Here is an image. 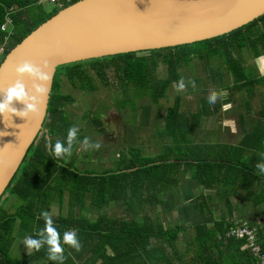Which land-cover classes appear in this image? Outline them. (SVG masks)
Listing matches in <instances>:
<instances>
[{"label": "trees", "instance_id": "trees-1", "mask_svg": "<svg viewBox=\"0 0 264 264\" xmlns=\"http://www.w3.org/2000/svg\"><path fill=\"white\" fill-rule=\"evenodd\" d=\"M78 1L81 0H63L61 7L55 6L48 11L39 3V0H0V46H5V56L51 17ZM7 17L12 19L13 34L10 36L1 30ZM7 37L8 40H6ZM247 50L255 58L264 55V16L227 35L191 45L122 54L58 67L53 80L44 134L41 136L43 139L33 145L8 191L9 199L10 196L17 197L22 204L11 210L5 207L0 208V264H35L40 259H48L47 246L38 252L32 251L28 258L14 255L13 248L16 242L19 239L23 240L25 236L37 238V233L45 226V221L40 216L41 212L51 213L55 203H58L57 205L61 208L66 195H70V214L67 217L62 215L53 217L54 226L60 233L61 241L65 231L75 229L78 230L77 236L83 237L86 236V232L82 234V230H94L91 231V237L99 240V243L93 245L100 244L94 249V253L101 254L102 250H105V247H102L103 236L96 234L95 230L102 228L103 217L97 222H92L82 214L74 216L75 207L86 206L90 199L93 208H102L104 204L115 200L116 198L109 199V195L118 193L120 178H126L132 183L140 175L147 176L149 188H155L158 192L159 184L172 183L179 169L180 158L171 161L172 155L181 156L180 151L178 149L175 151L173 146L168 150L165 147L163 153L157 157L146 156L141 149L133 150L131 164L128 166L129 173L124 172L122 175L112 173L92 177L81 174L73 168L77 160L74 148L71 157L64 159L52 157L45 148L46 141L50 140L54 145L57 140H61L66 145L68 129L74 126L68 119L67 108L76 103V99L71 94L63 92L64 80H68L74 91L83 94L98 92L103 86L112 87V80H115L120 85L117 88L140 87L146 92L145 97L151 98L154 103H159L161 99L166 98L168 90L178 85L183 79L181 71L190 68L196 59L209 66L212 61L220 60L226 65L228 73L234 77V83L230 87L235 86V90L238 91L241 88H249L253 81L243 63ZM4 59L5 57L1 63ZM162 72L164 75L161 77ZM111 73L114 74V79ZM220 83H224L222 88H228L224 80ZM257 83L260 86L264 85V78H259ZM180 100L181 97H176V103L168 109V122L165 129L173 139H177V130L180 128L191 130L197 128L190 124L196 122V119L185 122L179 119V114L183 113L180 111ZM199 111L209 113L205 105L203 110ZM89 116L88 114L86 120L91 119ZM93 120L98 129H104L102 117ZM164 132H159V140L163 138L162 135H166ZM196 146L193 140L187 145L189 152L185 154V162L198 170L197 178L202 186H221L224 190L236 194L240 189L249 187L247 180L249 182L251 178L255 179V184L263 183L264 174H260L256 166L253 167L251 163L241 158L236 161L232 157H228L225 162L224 160L219 162L222 160L214 156L216 154L214 146L205 147L204 153H199L200 148ZM229 149L232 150V148ZM255 160L257 164L262 161V156L259 160ZM216 170L221 171L223 175L217 176L219 172ZM237 171H239L238 175H236ZM252 171L257 174L252 176ZM246 173L249 174V179L246 178ZM237 180H239L238 183H236ZM107 183L111 185H106ZM242 185L243 187L240 188ZM260 186L262 189L260 194L250 193L252 197L255 196L254 198L259 197L254 201L255 206H264V184ZM128 205L131 207L130 202ZM238 227L252 231L255 240L250 241L247 237L230 235L232 229ZM138 231H141L139 223L133 221L131 224H126L123 235H120V244L123 245L121 254L123 257L131 258L132 255L138 256L139 248L143 246L144 255L150 254L147 260L146 258L145 260L109 259L111 263L106 261L103 264H187L183 262L185 257H181L180 252L176 251L177 257H170L166 254L165 248L156 246L152 250L151 248L146 250L142 243V240L150 241L152 236L163 242L161 244L176 242L179 234L184 231L183 227L175 226L166 230L159 227L157 232L147 234L148 236H143ZM131 234L134 241L131 240ZM193 241L194 246L189 249L190 252L187 250L189 255H192L188 258L191 260L189 264H262L264 260V228L255 223L218 221L214 227L197 228ZM82 245V251H86L88 243L82 241ZM64 247L69 246L64 245ZM74 257L75 255H66L65 262L72 261ZM171 260L177 262L172 263ZM49 264L54 262L50 261Z\"/></svg>", "mask_w": 264, "mask_h": 264}, {"label": "crops", "instance_id": "crops-1", "mask_svg": "<svg viewBox=\"0 0 264 264\" xmlns=\"http://www.w3.org/2000/svg\"><path fill=\"white\" fill-rule=\"evenodd\" d=\"M4 24H6L8 28L6 31L2 32L7 33V36L12 35V19L7 17ZM6 39H8V37ZM3 58L4 53L0 54V63ZM218 61L221 63V66L217 68L219 71L214 69V72L218 74L221 73L222 75L223 72H220V69L221 71L224 69L225 72L228 73L226 65H224L222 61ZM243 63L253 78L249 88H241L236 91L235 86L230 87L234 82L233 77L231 85H226L225 83L228 88L224 87L221 89L223 91L227 90L229 95L227 99L218 100L214 105H210L208 97L202 98L195 112L188 110L183 111L180 105V111L183 113L179 114V119L184 122L186 120L196 119V121L199 122L197 127L201 126V128L177 130V139L171 138L168 131L165 129L168 122L167 110L166 116L162 119V126H158L155 130L134 131L129 135L126 132V134L116 137L114 131H107V124L103 125V130L97 129V132H102L99 136L105 139L106 144L109 143L112 145L110 149L113 151L110 152L114 154L111 159L106 153L107 150H105L104 154L106 153V155L100 157L99 160L93 164L90 161L89 150L84 153L86 154L84 158L87 160L82 159L78 161L79 148L82 146L79 143L75 145L74 153L77 159L75 165L79 166V169L76 166L73 168L81 174L92 177L110 175L112 173H119L122 175L124 172H128V166L131 164L132 160L131 153L136 149H141L144 155H147L146 152H150L151 155H153L151 157H157L163 153L165 147H167L168 150L171 146L177 147V145H179L176 151L178 149L181 156L175 157L172 155L171 161L180 158L179 169L172 183L159 184L158 192L155 188H149L150 184L148 183L147 176L140 175L132 183L128 182L126 178H120L118 179V193L109 195V199L116 198L115 200L110 201L108 204H104L102 208H93L90 199L87 201L86 206H82V208L76 206L74 216L82 214L88 217L92 222H97L103 217L102 228L95 230V232L98 235L102 234V247H105V250H102L101 254L94 253V249L100 245H93L94 243H99V240L97 241L91 237V231L94 230H82L81 233L84 234V232H86V236H78V239L81 243L82 241L88 243L86 251L81 250L80 252H76L70 247H64L65 256L75 255L72 261H66L64 264H103L106 261L107 263H111L109 259L145 260L146 258L147 260L150 254L144 255L145 251L143 246L139 248L138 256L132 255L131 258L123 257L121 254V247H123V245L120 244V235H123V229L126 227V224H131L133 221L139 223L141 231H138V233L143 234V236H148L147 234L153 233L154 231L157 232L159 227H163L165 230L175 226L183 227L184 231L179 234L176 242L161 244L163 242L152 236L150 241L142 240V243L145 245L144 247L146 250H149V248L152 250L156 248V246L163 247L166 249V254L170 257H177V255H175L176 251L180 252V254H178L181 257H185L183 262L187 264L190 262L188 258L192 256L189 255V249L194 246L193 239L196 235V229L199 227H214L218 221L233 220L236 222L244 221L255 223L264 228V206H255L254 201L259 197L254 198L255 196L252 197L250 195L252 192H256L257 194L262 192L260 185L264 184V178L262 179V184H260L261 182L255 184V179H249V172L246 173V178L249 179V182L247 180V185H249V187L243 190L240 189L238 193L233 194L224 190L221 186H202L197 178L198 170L196 168L193 169L194 167H192L190 163L187 164L185 162V154L189 152V147H187V145L191 140L194 141L195 146H199V153H204L205 147L214 146L216 150L214 156L222 160L219 162H223V160L225 162L228 157H232L236 161H239V158H241L245 160V162L251 163L254 167L256 166L255 159L259 160L262 156V160H264V85L260 86L259 83H257L259 78H264V55L255 58V56L247 50L245 52V62ZM256 79L257 81L255 82ZM212 81L218 82L215 79H212ZM204 105L206 109L209 110V113L199 111L203 110ZM105 116L106 115H102V118L104 119ZM155 120L156 119L153 121L155 122ZM157 120L158 123L161 122L160 119ZM89 121L90 120H87V122ZM211 121H215L216 124L211 127L207 124L205 125V123ZM108 124L112 125L111 120ZM104 132L107 134H104ZM159 132H164L166 134L162 135L163 138L161 140H159ZM86 136L89 137L90 135H84L79 131L78 140L82 141ZM120 138L122 140L119 146H125L126 143L124 142H127L128 139L130 140L129 144L132 146L129 148L126 147L123 151H120L121 149H115V144L119 142ZM229 148H232V150ZM217 172H219L216 174L217 176L223 175L221 171ZM238 174L239 171L236 172V175ZM251 174L254 176V174L257 173L253 172ZM238 182L239 180H237L236 183ZM106 185L111 184L107 183ZM242 187L243 185L240 186V188ZM8 200H10L9 196L7 201ZM69 200L70 195H66L64 205L61 208L57 205L58 203H55L54 206L57 207V213H54L52 209V217H54V215L55 217L59 215L67 217L71 209ZM5 202L6 201H4V203ZM129 202L131 203V207L128 205ZM65 206H67L66 211ZM74 231L77 232L78 230L74 229ZM84 237H86V239H83ZM131 240L134 241L132 234ZM21 241L23 240L21 239ZM21 245L22 244L19 242L16 243L14 247L18 248ZM180 246L181 249H179ZM187 250H189V252ZM186 251L188 252L187 254L185 253ZM31 252L32 251L27 253L23 251L21 254L25 258H28ZM24 260L28 261L29 259ZM49 262V259H40L35 264H49ZM171 262L174 263L177 261L171 260Z\"/></svg>", "mask_w": 264, "mask_h": 264}, {"label": "water", "instance_id": "water-1", "mask_svg": "<svg viewBox=\"0 0 264 264\" xmlns=\"http://www.w3.org/2000/svg\"><path fill=\"white\" fill-rule=\"evenodd\" d=\"M264 16V0H81L50 18L11 50L0 65L2 90L18 78L24 61L58 67L191 45L234 32ZM30 89L32 81L24 76ZM53 80L42 114L21 118L0 116V205L44 132ZM18 110L23 105H14Z\"/></svg>", "mask_w": 264, "mask_h": 264}, {"label": "rangeland", "instance_id": "rangeland-1", "mask_svg": "<svg viewBox=\"0 0 264 264\" xmlns=\"http://www.w3.org/2000/svg\"><path fill=\"white\" fill-rule=\"evenodd\" d=\"M39 3L42 4V6H45L48 11H50L54 8L55 0H39ZM3 49L5 48L3 45H1L0 54L3 53ZM219 66H221V63L218 60L212 61L211 66H209L205 62H201L199 59H196L190 68L181 71V75H183V80L186 87L183 90H178V85L172 86L168 90L166 98L161 99L159 103H154L151 98L145 97L146 92L140 87L135 88L134 86H128L126 89L125 87L117 88L118 86L120 87V85H118L115 80H112V87L103 86L100 91L89 94H83L79 91H74L68 80H64L63 92L66 94H71L76 99V103L70 105V107L67 108L69 121L73 125L79 126V130L82 134H89V137L93 142H99L103 147H101L99 150H90L89 156L91 163L94 164L99 160L100 157L106 155V153L109 155L110 159L113 158L114 154L110 152L113 151L110 149L112 145L109 143L106 144L105 139L99 136L102 134V132H97L98 128H95L93 119H100L102 115H106L103 119L104 124H107L106 127L110 132L114 131L116 137L119 135H124L126 132L129 135L134 131L148 129L155 130L158 126H162V119L166 116L168 108L176 103V97H181L179 103V105H181V110L195 112L200 100L202 98L208 97L210 90L215 89L217 91H221L224 83H220V81L225 79L226 85H231L233 81V76L231 74L226 73L224 69L223 71L220 69V72H223L224 76H222L220 73L218 74L214 72V69L219 71V69H217ZM163 73L164 72L160 74L161 77L164 75ZM111 76L114 79L113 73H111ZM212 79H215L218 82H213ZM190 81H195V88L192 87ZM197 81H200V85L199 83H196ZM228 97L229 95L227 92L225 97H221L218 100H225ZM88 114L90 115L89 118H91L89 122L86 120ZM154 119H156L155 122L153 121ZM157 119H160V124L158 123ZM110 120L112 125L108 124ZM190 124L191 126L196 127L199 125V122H191ZM206 124L211 127L216 124V122L211 121L205 123V125ZM197 128H201V126ZM187 129L190 128H180L178 131ZM42 139L40 137L39 141ZM121 140L122 139L120 138L119 142L115 144V149H121L120 151H123V149L125 150L126 147L129 148L132 146L129 144V139L127 142H124L126 143L125 146H119ZM176 148L177 147H174L175 151ZM105 150L107 151L104 154ZM86 152L87 151H85L82 147L79 148L78 161H81L82 159L87 160L84 158V155H86L84 153ZM146 154V156H153L150 152H146ZM75 166L77 168L79 167L74 163V167ZM7 199L8 197L5 199L6 202H3V204L0 205V208L5 207L7 210H11L14 207H20L22 204L17 197L10 196V200L7 201ZM52 209L54 210V213H57L56 206H54ZM66 210L67 206H65V211ZM19 240L20 241H17L16 243L20 242L22 245L18 248L14 247V253H12L16 256L20 255L24 257L21 252L24 251L28 253L29 251L22 243L21 239ZM179 249H181V246Z\"/></svg>", "mask_w": 264, "mask_h": 264}, {"label": "clouds", "instance_id": "clouds-1", "mask_svg": "<svg viewBox=\"0 0 264 264\" xmlns=\"http://www.w3.org/2000/svg\"><path fill=\"white\" fill-rule=\"evenodd\" d=\"M55 7V5H54ZM59 7V6H57ZM4 57L5 52H4ZM17 75L16 81L2 90L3 99L0 100V116L12 118L18 116L21 118H29V116H39L42 114V105L45 99L49 96L50 86L53 80L51 73V65L48 60L42 61V67L33 64L31 61H24L15 68ZM27 76L31 79L32 85L29 89L23 77ZM193 88L196 87L195 81H190ZM186 87L185 82L181 79L178 83V90H183ZM226 91L210 90L208 102L214 105L218 99L225 97ZM19 103L23 105L22 109H17L14 105ZM79 127L72 126L68 129L65 142L57 140L53 145L50 140L45 143V148L51 153L55 159H64L71 157L74 145L80 144L85 151L99 150L102 145L99 142H93L90 137H84L82 141L78 140ZM5 161L0 159V164ZM256 168L260 174H264V160L257 162ZM41 218L45 221V226L37 233V238L25 236L22 243L27 250L40 251L47 246L48 259L55 264H64L66 260L64 245L69 246L76 252L82 250V243L78 239L77 233L74 230L65 231L63 241L57 228L54 226L52 214L48 211H42Z\"/></svg>", "mask_w": 264, "mask_h": 264}, {"label": "built area", "instance_id": "built-area-1", "mask_svg": "<svg viewBox=\"0 0 264 264\" xmlns=\"http://www.w3.org/2000/svg\"><path fill=\"white\" fill-rule=\"evenodd\" d=\"M63 0H55V3H54V5L55 6H59V7H61V2H62ZM7 28H8V26L6 25V24H3L2 25V27H1V30L2 31H6L7 30ZM6 40H8V39H6ZM6 44V43H5ZM4 48H5V46H4ZM3 53L5 52V49H3V51H2ZM230 235H237L238 237H241V238H243V237H247L248 238V240H250V241H253V240H255V235H254V233L252 232V231H250L249 229H247V228H236V229H232V231H231V233H230ZM262 264H264V260H263V262H262Z\"/></svg>", "mask_w": 264, "mask_h": 264}, {"label": "flooded vegetation", "instance_id": "flooded-vegetation-1", "mask_svg": "<svg viewBox=\"0 0 264 264\" xmlns=\"http://www.w3.org/2000/svg\"><path fill=\"white\" fill-rule=\"evenodd\" d=\"M107 131H108V129H107ZM43 134H44V133H42V135H43ZM104 134H107V133L104 132Z\"/></svg>", "mask_w": 264, "mask_h": 264}]
</instances>
